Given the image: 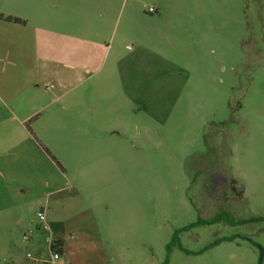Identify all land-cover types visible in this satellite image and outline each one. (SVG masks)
<instances>
[{"label":"rangeland","instance_id":"obj_1","mask_svg":"<svg viewBox=\"0 0 264 264\" xmlns=\"http://www.w3.org/2000/svg\"><path fill=\"white\" fill-rule=\"evenodd\" d=\"M34 7L80 69L0 105V264H264V0Z\"/></svg>","mask_w":264,"mask_h":264},{"label":"crops","instance_id":"obj_2","mask_svg":"<svg viewBox=\"0 0 264 264\" xmlns=\"http://www.w3.org/2000/svg\"><path fill=\"white\" fill-rule=\"evenodd\" d=\"M35 0H0V105L5 109L15 111L17 108L9 106L17 93H22L26 89L23 83L24 68L26 64L32 66L29 71L35 73L33 78L28 80L30 84L27 89L38 86V75L47 70L50 78L56 77L53 67L66 65L70 69L79 70L80 66H70L62 58L56 59L52 55L56 54L54 44H42L41 37L38 35L36 27L30 24L31 19L38 16L35 11ZM82 4V0H78ZM103 13V11H101ZM7 19H16L8 21ZM29 29L33 34L26 42L24 32ZM47 49L48 55L42 54V50ZM28 53L30 59L25 58ZM28 62H27V61ZM42 63V65H41ZM78 73V71L76 72ZM23 83V84H22Z\"/></svg>","mask_w":264,"mask_h":264},{"label":"trees","instance_id":"obj_3","mask_svg":"<svg viewBox=\"0 0 264 264\" xmlns=\"http://www.w3.org/2000/svg\"><path fill=\"white\" fill-rule=\"evenodd\" d=\"M8 21H18V20H16V19H7ZM234 182V181H233ZM232 182V183H233ZM232 189V191H234V188L232 187L231 188ZM237 196L238 197H241L242 196V192L240 191L239 193H237ZM251 222L253 221V222H257V221H264V217H259V218H253V219H251L250 220ZM258 247V246H257ZM259 248V251H260V257L263 255V250L260 248V247H258ZM52 249L55 251V252H57L59 255H62V253H63V251H62V243L60 242V241H56L55 243H54V245L52 246Z\"/></svg>","mask_w":264,"mask_h":264},{"label":"built area","instance_id":"obj_4","mask_svg":"<svg viewBox=\"0 0 264 264\" xmlns=\"http://www.w3.org/2000/svg\"><path fill=\"white\" fill-rule=\"evenodd\" d=\"M148 11H149L150 13H153V12H154L151 8H149ZM39 219L43 221V220H44V216L41 215V216L39 217ZM44 228L47 229V226H45ZM53 245H54V244H53V242H52V240H51V242H50V244H49V249H50L51 252H52V251L54 252L53 255H52V258L55 260V259L58 258V253L55 252V251L52 249V246H53Z\"/></svg>","mask_w":264,"mask_h":264}]
</instances>
